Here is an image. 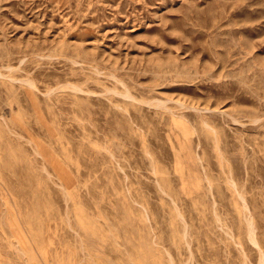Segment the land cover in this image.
Returning a JSON list of instances; mask_svg holds the SVG:
<instances>
[{
  "label": "rangeland",
  "instance_id": "obj_1",
  "mask_svg": "<svg viewBox=\"0 0 264 264\" xmlns=\"http://www.w3.org/2000/svg\"><path fill=\"white\" fill-rule=\"evenodd\" d=\"M263 258L264 0H0V264Z\"/></svg>",
  "mask_w": 264,
  "mask_h": 264
},
{
  "label": "bare ground",
  "instance_id": "obj_2",
  "mask_svg": "<svg viewBox=\"0 0 264 264\" xmlns=\"http://www.w3.org/2000/svg\"><path fill=\"white\" fill-rule=\"evenodd\" d=\"M76 89V88H75ZM232 183H234V180H233V182ZM251 224V223H250ZM252 225V224H251ZM250 226V225H249ZM250 232H249V239H251L253 242H255V238H254V235H253V231L251 230V226H250ZM250 240V241H251ZM263 257V256H262ZM263 260H264V258L261 260V262H260V264H264V262H263Z\"/></svg>",
  "mask_w": 264,
  "mask_h": 264
}]
</instances>
